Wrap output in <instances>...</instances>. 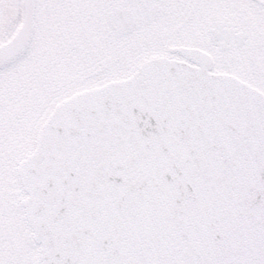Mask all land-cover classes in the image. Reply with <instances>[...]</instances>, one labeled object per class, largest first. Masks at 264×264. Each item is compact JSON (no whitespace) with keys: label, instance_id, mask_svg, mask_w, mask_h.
<instances>
[{"label":"snow or ice","instance_id":"snow-or-ice-1","mask_svg":"<svg viewBox=\"0 0 264 264\" xmlns=\"http://www.w3.org/2000/svg\"><path fill=\"white\" fill-rule=\"evenodd\" d=\"M0 264H264V0H0Z\"/></svg>","mask_w":264,"mask_h":264}]
</instances>
